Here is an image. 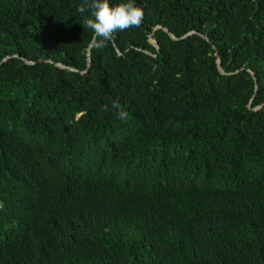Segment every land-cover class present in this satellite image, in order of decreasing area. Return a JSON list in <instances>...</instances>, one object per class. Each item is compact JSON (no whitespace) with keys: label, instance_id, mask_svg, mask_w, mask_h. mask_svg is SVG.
Instances as JSON below:
<instances>
[{"label":"trees","instance_id":"16d2710c","mask_svg":"<svg viewBox=\"0 0 264 264\" xmlns=\"http://www.w3.org/2000/svg\"><path fill=\"white\" fill-rule=\"evenodd\" d=\"M131 2L0 0V264H264V0Z\"/></svg>","mask_w":264,"mask_h":264},{"label":"clouds","instance_id":"9594fccd","mask_svg":"<svg viewBox=\"0 0 264 264\" xmlns=\"http://www.w3.org/2000/svg\"><path fill=\"white\" fill-rule=\"evenodd\" d=\"M76 11L83 15L90 13L85 26L93 32L89 47L103 49L107 42L112 40L117 32H122L133 27H139L144 18V11L134 2L111 5L110 0H81ZM121 119L127 116L125 111H120Z\"/></svg>","mask_w":264,"mask_h":264},{"label":"water","instance_id":"95a60500","mask_svg":"<svg viewBox=\"0 0 264 264\" xmlns=\"http://www.w3.org/2000/svg\"><path fill=\"white\" fill-rule=\"evenodd\" d=\"M256 83V82H255Z\"/></svg>","mask_w":264,"mask_h":264}]
</instances>
